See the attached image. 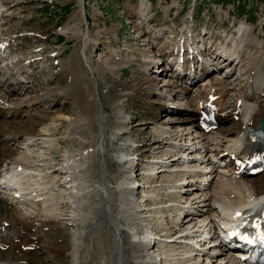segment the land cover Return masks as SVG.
<instances>
[{
  "label": "bare ground",
  "instance_id": "bare-ground-1",
  "mask_svg": "<svg viewBox=\"0 0 264 264\" xmlns=\"http://www.w3.org/2000/svg\"><path fill=\"white\" fill-rule=\"evenodd\" d=\"M77 4L79 7L85 6L83 0H78ZM7 9L4 7L3 1L0 0L1 18ZM135 13L137 12L135 11ZM77 14L82 19L83 13L81 7L78 13L68 15V20L66 19L67 21L61 28L64 34L70 32L68 34L69 39H77V47L74 52L70 53L67 58H60V69L63 68L66 72L69 71V74L67 76L65 75L66 83L61 84V88L57 87L44 96V98H48L50 95L56 93V96L63 98L65 103L71 106L68 112L69 116L66 119L70 127V134L67 137L70 144L67 150H65L66 155L64 154L65 158H63L62 163V168L65 170H60L59 172L57 170L54 172L48 171L46 174L43 171V166L46 167L47 165L32 160L31 156L26 159L22 158L19 153V148L16 149L9 146L11 141L18 140L19 135L24 137L23 141H18L20 147L23 148L33 145L34 141H32V138L34 137H39L40 140L44 139L43 141L49 143L51 142L49 140L51 137L47 139L43 138V136L47 137L49 132L56 128V124L44 125L47 122L38 120L35 113L36 118H27L28 120L23 125L20 123L21 121H18V124H20L18 126L20 129L18 128V130H13L7 126L9 131L6 130L4 134L8 139L6 138V142L4 140L0 142L2 145V148H0V164H5L6 168L11 169L9 172L6 170V174L4 175L7 181H3V185L0 187V245L9 243L13 248L17 247L18 244H22L23 246L27 243H34L35 246L38 245L40 248L44 247L52 257L53 262L58 264H237L232 254H225L226 257L221 256L223 249L219 245L204 244L199 237L194 241L199 243V247L188 242H193L194 231H202L207 228L211 230L227 214V210L231 207L234 208L238 205L247 204L252 209L256 206L264 205V200L261 201L264 197V182L260 181L259 177H253L251 183H247L248 179L227 178L224 174L219 173L216 167L205 165L206 162H199L209 160V157L206 158L205 151L195 153L192 156L194 160L191 159L193 161H186V158L184 159L182 157L184 153L178 156V158H173L171 162L161 161L159 162L161 163L160 170L164 171L174 164V167H171L172 170H170L173 172L172 174L183 176V179H181L183 181L179 186L172 185L169 187L171 189L170 193H173L172 195H176L180 199L184 197V193L191 194L188 202L185 201L188 199V196L186 197L187 199L185 198L184 201L181 200L180 202V204L182 202H190L188 207H180L178 204L175 205L177 209L184 212L182 215H180L181 212L175 214L179 218L173 219L175 227L178 229L175 232L180 233L183 241L169 240L173 233L170 231L165 232L168 226L162 229V232L160 230V233L155 231L153 227V213L151 211L152 209H156V207L148 206V204L158 205L161 201L158 200L155 203L151 200L154 198L152 195L156 197V200L159 197L154 194V187L150 188L154 189V192L151 193L150 190H146L145 184L148 182L149 185H152L150 180L153 179V176L157 177L160 171L155 173L149 172L147 174V181L141 185L138 182L140 180L137 174V165L139 163L135 162V157L142 154V152L136 149L133 144L137 139L133 135V128H129V124L132 121H130L131 117L126 113L125 108L128 107L127 101L134 99L138 105L140 104L139 106L147 108L150 112L154 109L150 105H146L145 107V102L138 94L140 87L130 89L124 84L118 87L112 83V80H110L111 82H107L108 84L105 90L108 97L107 100H109L108 105L110 106V110L108 111L104 107L101 99V90L98 88L100 82L103 79H107L103 76L109 68L102 69L100 64L95 63L92 59V46L96 44V39L92 36V32L88 26L80 29L71 22L76 19ZM158 25L160 24L158 23ZM191 30L192 26L186 24L177 43L171 46H167L166 44L158 45L156 49L158 56L173 55V49L183 45L188 36L191 35ZM252 30L254 29L251 26L248 27L246 22H242L237 28V41L232 44H224L222 42L223 46L215 43L217 41L213 40L214 33V36L200 35L199 40L201 43L205 42L206 46L203 47L205 51L199 52L203 60L197 61L196 64L199 69L196 72L199 73V78L205 73L208 75L210 73L209 71L222 69V67L228 66L232 60L238 59L237 63H240L239 77H242V80H245V82L240 85V90L238 89L239 92L235 104L231 105L228 109L224 108L222 103V97L229 94L228 85L225 81L220 78L217 79V77H210L207 81L196 86L194 85V93L190 94V91H192L189 90L190 82L198 77L190 74L184 80L180 78V75L176 74L174 81H167L165 84V87H169L170 89L165 88V92L159 91L157 93L162 97H173L175 102H177L176 99H184L185 101H183L185 103L182 106L185 109L180 110L185 115L182 114L168 121L167 126L163 127L164 134L172 133V135H175L173 130L169 129L171 126L183 127L185 123H189L191 128H195L194 131L196 133L194 132L193 139L201 138L198 141L199 145L193 143L194 147H192L194 150H198V148H204V150L209 149L210 151L212 149H218V153L222 154L234 144L239 132L244 130L248 123L253 126L259 125L260 118L264 113L263 45L257 49V54L254 57L252 56L253 58H247V62L245 59H243L244 62L241 61L244 56L242 50L245 45L247 47H256L252 43L254 42L251 37ZM117 31L114 34H117ZM3 34L5 36H0V42L2 43H6L9 40H16L14 36L12 37L11 33ZM19 39L17 38V41ZM111 41L113 42V40ZM190 47L198 48L200 44H193ZM155 58L146 52L144 54V61L142 59L141 61L144 69L142 71L145 73L147 81L151 82V86L157 89L159 87L157 85L155 87L157 78L152 76L150 69L152 67L158 68L153 70V73H157L160 70L159 75H167L169 67H159L160 64H158ZM124 63L120 53H116L110 64L112 66H109L111 67L110 75L123 72L122 67ZM13 67H16L15 74L17 75V79L15 82H12L13 84H8L9 90L7 94L13 91L20 92L22 88L21 82L23 81L24 83L26 81V83L33 82L35 84L39 80L31 71L33 66L14 65ZM186 83L188 84L184 85ZM67 85L72 88L68 90ZM212 91L219 94L218 103L221 107L220 119L224 121L232 120L233 124V128L228 127L231 129H223V132H220L221 136L219 139L213 136L212 132H209L207 135L200 134L196 130L195 120H193L198 104L200 102H206L208 95ZM186 94H188V97L184 98ZM237 100L241 101L240 106H237ZM31 101L26 102L28 107L33 105L34 100ZM19 109V107L13 109L10 107L7 108L5 105H0V114L4 113L3 115L5 116L10 114L12 118H16V111H21ZM153 115L155 114L153 113ZM16 122L14 119L7 124ZM10 126L12 127V125ZM40 127L42 128L41 131L39 130ZM110 128H113V130H110ZM184 135L185 132H182L178 136L183 138ZM40 140L38 141L40 142ZM163 141L161 139L159 140V142ZM214 143L216 146H214ZM173 146L175 147L176 145ZM158 148L162 149V147ZM180 162L186 164L178 166ZM190 162L196 163L191 165ZM18 165L22 167L19 171L15 169ZM26 165L33 166L32 168H36L38 171L31 172L27 175L25 172ZM151 165L147 166V168L149 169L154 166ZM26 169L31 170L30 167ZM50 172L53 173L50 174ZM59 173L61 174L59 181L63 185L67 184V190L70 191L68 192V200L70 203L68 207L71 213L68 214V221L64 223L69 228L66 232L69 234V237L64 235V240L72 249H68L66 253L64 252V247L59 252L57 246H61V244L51 241L50 238V235L55 231L54 229L64 228L61 224L63 222L60 216L61 211L60 213L57 210L50 211L48 214L44 213L47 209L51 210L54 208L52 203L46 201L48 197L46 199L44 198L45 195L48 196L46 192L53 189L54 184L52 182H54L55 177ZM186 173H193L192 177L194 178L189 180L191 181V185L182 184L189 177ZM205 179H208L210 186L215 185V187L211 192L206 191V193H202L201 195L206 194L202 198L197 189L205 185L202 184V180L204 181ZM8 181H16V187L9 188L7 186ZM138 188L140 190L142 188L145 191V197H140V194L138 195ZM12 200L26 203L20 206L23 210L21 211L19 206L14 205ZM43 209L45 210L43 211ZM204 212H208V215L205 219H202L200 216ZM5 222H7L6 225H4ZM168 241L170 243L178 242L180 245L172 247L173 249H167L168 245H170ZM156 242L158 243L156 245L157 248L155 246ZM165 246L167 247L165 248ZM12 250L16 251L14 249ZM214 251L219 253L213 254ZM204 259L207 260L204 261ZM0 264H40V262L36 259L26 258L20 252L19 254L13 253L6 259L0 258Z\"/></svg>",
  "mask_w": 264,
  "mask_h": 264
},
{
  "label": "rangeland",
  "instance_id": "rangeland-1",
  "mask_svg": "<svg viewBox=\"0 0 264 264\" xmlns=\"http://www.w3.org/2000/svg\"><path fill=\"white\" fill-rule=\"evenodd\" d=\"M2 1L4 3V7L5 8L7 7L8 9L5 10L7 13L4 11V16H2V18L0 17L1 18L0 19V30L6 33H13L15 31L24 32V31L33 30V31H39L42 34L40 35V37L27 36V37L22 38L23 40L20 41L21 44L19 48L24 43H26L23 49L19 50L18 48L17 50L11 52L12 55H10V57H5V58L0 59V105L4 106L5 105L4 103H10L9 105H11V107L15 106V107L20 108L19 109L21 110L19 112L20 114L22 112L21 116L19 115V113L18 115H16L15 122L16 121L17 122L12 123V124L9 123V125L7 123L9 121L14 120L12 119V116L11 115L5 116L3 115L4 113L0 114V142H2L3 140L4 142H6L5 141L6 138L8 139V137L5 136L4 134L6 130L9 131L8 127L12 128L13 130H18L19 128L18 126L20 125L18 123L20 121H21L20 123L23 125L26 123V120L32 119V118L35 119L37 116L38 120L47 122L44 125L51 124V123L57 125L54 130H51L49 132V135L47 137L43 136V138H47V139L51 137L49 139L51 140V142L46 143L45 141H43L44 139H42L40 140V142H38V144L32 145V147L31 146L24 147L23 149L24 151L20 150L23 147H20L19 142H18L19 139L17 140L18 144L14 141L15 143L14 142L10 143L9 146L11 145L12 148H16V149L19 148V151L21 152L22 156L25 155L26 158L31 156L32 160H36L38 163L41 162V164H45V162L42 161L41 159L42 157H45L48 161H56L60 163V161L62 160V155H61L62 152L64 151L66 153L65 150H67L68 145L70 144V142L67 139L68 134H70V130H69L70 127H69V122L68 120L66 121V119L69 116L68 112L71 106L70 104L65 103L63 98L56 96V93H54L53 95H50V97L48 98H44V96L46 94H49L51 90L56 89L57 87L61 88V86L66 83L65 75L67 76L68 71L66 72L64 69L65 74H63V76L61 74V71L57 72L58 67L57 65L53 64V61L56 55L55 56H52V55L56 53L57 49H58L57 53H59V50H60L59 48L61 47L62 49L60 53L57 54V56L60 58L61 57L67 58V56L70 53H73L77 47V44H76L77 39H74V38L69 39L68 37V34L70 32L69 33L67 32V34L66 33L59 34L61 30L58 32L57 29L62 25L63 21L66 22L68 20L67 17L69 18V16L72 15L73 13L74 14L78 13V11L80 10V7L77 4L78 0H5V1L2 0ZM140 2L143 3V6H144V7L141 6L142 7L141 11L146 12V19L149 18L148 21L146 19L144 20V19L137 18V16L140 15L141 13V11H138V8H137V5H140ZM84 5H85L84 10H82V13H83L82 19L80 15L77 14L76 19L71 22L75 24L77 28H80V29L86 28L87 26L90 28L92 32V36L96 39V44H93L92 46L91 57L93 56L92 59L94 60V62L100 64L102 69L106 67L109 68L105 71L104 76H103L107 78L106 80L108 81L103 79L100 82L99 88H98L99 90H101V99H102L104 107L108 109V111L110 110L109 109L110 106L108 105L109 100H107L108 97L105 91L107 88L106 85L108 84L107 82H111L110 80H112V83L118 87L123 84L130 89H135V88L140 87L138 94L139 96H141V98L145 102V107L146 105H150L153 107L154 110H152V112H149L150 110H147V108H143L141 106L139 107L140 104L138 105L136 101H134V99H129L130 101L129 100L127 101L128 107L125 108V110H126V113L131 117L130 121H132L129 124V126L130 128H133V132H134L133 135L136 136V139H137V141L134 142L133 144H143V148L140 150V152L143 151L147 155H150L152 151V154H154V156H156L157 154L160 155V156H156L157 158L158 157L164 158L162 159V161L165 160V161L171 162L172 159L174 158L172 155H170L172 153H170L169 154L170 156H168V150L163 149L162 144H164L167 141H163L164 142L163 143V142H159V140L160 139L165 140L166 138L172 139L173 137L172 133H165V136H161V135L162 133L164 134L163 127L167 126V122L170 121L171 119H174V117H176L172 115L177 114L176 111H174L172 114H169L164 104L165 105H168V104L184 105L185 100L183 99L184 100L183 101L180 98V99H176L177 102H175V99L173 97L172 98L162 97L157 93L159 91L165 92L166 89H170L169 87H165V84L167 83V81H174L175 76L170 75L162 79V77H158L155 75L157 73L155 72L153 73V67H152V69H150V73L152 74V76L158 78L155 83V87L157 85V87L159 86L158 87L159 89L154 88L153 86H151V82L147 81L145 73L142 71L144 69L142 67L141 59L142 60L144 59V54L146 52H148V55L150 54L153 55L155 53V55L158 56L157 50L155 49L156 51L155 52L154 51L155 47L153 48L152 45L156 44V42H159L160 40L161 42L169 41L172 35L170 33V30H176L182 24V22L186 19L187 12L194 7L195 12H196L194 24L196 26L197 33L201 31L202 32L209 31V34L214 33L215 36L213 35L214 36L213 39L217 41L216 43L218 45H220L219 43L221 40H224V42L226 43L227 41L228 43L233 42L232 38L235 37L237 28L241 25L242 22L244 21L248 22V24L246 23L247 26L248 27L251 26L254 29L252 30V35H251L254 42L252 41L251 42L254 43L256 47L252 46V48L246 49L247 46H245V49L243 50V52L245 51L244 55L245 56L247 55V56L246 58H243V59H245L246 62L248 59L253 58L257 54L256 51L258 48H261L262 45L264 47V0H194V1L192 0H84ZM135 11L137 13H135ZM5 14H8V15H5ZM2 19L5 21L3 22ZM139 20L141 21L139 22ZM158 23L160 25H158ZM206 27L208 29H206ZM114 29L118 30L116 36L114 34L116 30ZM163 30H168L169 32H166V34L163 36L161 34ZM151 33L152 34L159 33L164 38H161V39L154 38L155 35L153 37ZM109 38H112L113 42L110 40L111 42L110 43ZM41 48H43V50L40 52ZM106 53L108 54L105 55ZM116 53H120V55L122 53L123 63L125 62L122 67L123 72H117V73H113L110 75L111 67L109 66H112L110 64L112 60L114 59ZM157 56L153 55L154 58L156 57L155 60L159 58V56L158 57ZM24 57H27V58L40 57L35 60V64L34 63L31 64V67L32 66L33 67L31 68L32 70L30 69L39 80H37V83L35 84H33V82L26 83V81L24 83L23 81L21 82L22 88L20 92L17 93L13 91L10 94H7L9 90L8 84H13L12 82L13 81L15 82V80L17 79L16 77L17 75L15 74L16 71H15V67H13L14 66L13 63H15L16 60L20 58H21L20 61H22ZM60 58H59V65L61 68ZM10 60L13 61L11 66H6V63ZM22 63L24 64V61L19 62V65H23ZM165 64L166 65H164V67L162 68L169 67L167 63ZM239 67L240 65L237 66V69L233 70L231 76L229 77V80L227 81V82H231L229 84L231 86L230 94H235L240 85L238 84L239 79H236V81H232V80H234V78L237 75L238 76L236 78L243 79L242 77H239V70H238ZM231 69H232V66L230 67V70ZM219 70L220 72L222 71L221 74L219 75H223L225 73V69L220 68ZM224 75L226 77L227 74H224ZM164 76L166 75H163V77ZM164 79H167V80H164ZM227 79H228V76H227ZM227 82L226 84L228 85ZM67 86H68L67 87L68 90L72 88L69 85ZM192 93H194V91ZM31 100H34L35 102L33 101L32 103L33 105H31V107L30 106L28 107L26 105V102L31 101ZM233 100L234 98L230 96L225 98L226 104L233 102ZM233 104L235 103H232L231 105ZM15 107H13V109ZM7 108L9 107L7 106ZM153 113L155 115H153ZM182 114L185 115L183 111H182ZM231 121L232 120H225V123L221 126V129H220L221 133L223 132V129H231V128H228L230 126L233 128V124L231 123ZM152 122L156 124L157 129L159 128V130L160 129L161 130L160 131L155 130L152 127L153 125ZM10 125H12V127ZM169 129H172L173 133L177 136L181 134L182 132H185V135L189 134V136H190V133L195 132L194 131L195 128H191L189 123H185L183 127L182 126L181 127L171 126ZM190 129H193V130L189 132ZM39 130L41 131L42 128L40 127ZM110 130H113V128H110ZM170 135L172 136L170 137ZM191 136H192L191 140H196V139H193V135ZM19 137L21 138L20 141H23L24 137L23 136L21 137L20 135ZM199 139L201 138H198V141H200ZM198 141L195 144L199 145ZM193 143L194 142H191L190 148L194 147ZM154 146L155 148H153ZM214 146H216V144ZM158 147H162L163 151L161 150V148H158ZM0 148H2L1 144H0ZM25 148H29V149H25ZM180 152L176 153L175 157L178 158V156H181V154L184 151H180ZM64 154H63L64 156L63 158H65V155H66ZM192 154L190 156L195 155V153H192ZM195 163L196 162H192L191 165ZM184 164L186 163H183L182 165ZM150 165L151 164H148V166ZM182 165L180 164L178 166H182ZM50 166H53V164H50ZM159 166H161V163ZM171 167L173 168L174 164L173 166L171 165L170 168L168 169L172 170ZM44 170H47V169L46 167L43 166V171ZM56 170L57 169H55L54 171ZM44 173L47 174L48 171L46 172L44 171ZM52 173L50 172V174ZM172 173L173 172L170 171V173L166 175V172H164L163 174L165 175H161L158 179H156L155 176H153V179L150 180L151 184L154 185L155 190L150 189L151 186L148 189L146 188V190H150L151 193H153L154 191L157 193V194L155 193L154 194L159 198L156 200V197L152 195L154 198L151 199L155 203L158 200L162 202H166L167 200H169V203H170V201L176 200L178 198L176 195L175 196L172 195L173 193L172 194L170 193L171 189L169 187L172 185L179 186L180 183L183 181L181 180L183 179V176L178 177L177 175L172 174ZM137 174L139 175V173ZM261 175L262 176H258L260 177L259 180L264 182V178H263L264 174H261ZM227 178H230V177H227ZM190 179H186V180L189 181ZM252 179L253 178H249L247 180V183H251ZM228 180L231 182L230 179ZM139 181H141V179ZM145 181L147 180L145 179L144 181H142V184ZM172 181H176V182H172ZM162 184L168 187L167 189V191H169L168 194L165 193L163 189L165 187L163 186L160 187V185ZM56 186L57 185H55V187ZM210 187H211L210 190L206 189L204 191L203 190L199 191L198 192L199 195H201L204 192L206 193V191L211 192V190L214 189L215 185H212ZM64 188L65 187L63 186L61 188L57 186L56 190L53 189L51 193H49V201H51L50 203L53 204L55 209L53 208L51 210H48L47 208H45L47 209V211H44L45 209H43V211L46 214H48L50 211L53 212L54 210H57L59 213L61 211V215L63 216L67 215L66 221L63 222V223H66L68 221L67 218H69L68 214L71 212H69L70 208L68 207V205L67 204L65 205V203L69 202V200H68V194L65 193ZM201 196L202 198H204L206 194L205 195L203 194ZM187 198H188L187 200L185 199L184 200L188 201L189 196ZM180 202H181V199L179 200L178 203H175V204H178V206L180 207H188L189 205V203L183 202V204H180ZM160 205L162 204L160 203L158 205L148 204V206L156 207V209H152V211L150 207V211L153 213L152 217L155 216L153 217L154 221H156V223L153 222L154 226L158 228L159 230H161L162 232V229L166 228L167 226L165 224H163V226L165 227L160 226L159 220H161V223L170 220L169 222H171L172 224L168 223V227H167V230H165V232L170 231L174 233L175 231H171L174 228L175 230L178 231V229H176L175 227L174 220L175 218L176 219L179 218L175 214L180 209L175 210L174 209L175 207L168 206V208L172 207V209L163 208L160 211L159 210ZM158 212H161L163 214L166 213L169 216L173 215L174 213L175 214L170 219L168 217H165L162 221V218ZM207 215L201 218L205 219ZM62 233L63 232L61 229L58 231H54V233L50 235L51 241L56 242L55 240L57 237H59V235L63 236ZM172 243H170L168 247L165 246V248L167 247V249L169 248L173 249L172 247L180 245V243L179 244H174V242ZM62 246H65L64 248L65 253L66 251H68V249H72L71 246L66 247L67 244L65 242L62 244ZM16 248L18 249V247ZM179 249H184V248H179ZM10 250L11 248H8L6 250H1L0 258L6 259V258H9L10 255L13 253L14 254L20 253V251L17 252V251H13V250L10 251ZM22 251L24 255L26 256V258L29 257L32 259H36L37 261L40 262V264H58L56 262H53L50 259V255L43 248H35V249H31L30 251L28 250H22Z\"/></svg>",
  "mask_w": 264,
  "mask_h": 264
}]
</instances>
